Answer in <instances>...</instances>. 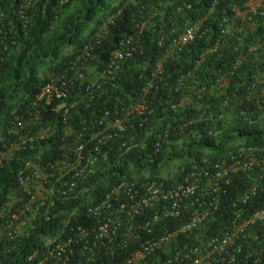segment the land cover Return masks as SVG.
I'll use <instances>...</instances> for the list:
<instances>
[{"label":"trees","instance_id":"trees-1","mask_svg":"<svg viewBox=\"0 0 264 264\" xmlns=\"http://www.w3.org/2000/svg\"><path fill=\"white\" fill-rule=\"evenodd\" d=\"M61 1L40 0L33 11L30 26L24 34L17 33L18 40L14 46V40L11 41L10 53L7 51L5 61L0 62V154L5 151L13 113L25 115L49 75L60 76L66 70V75H71L73 71L70 72L69 68L79 66V60L95 70L93 72L99 71L103 67L101 63L107 60L122 37L137 32L138 12L142 8L149 11L154 6L158 7L151 10L147 19L145 27L149 29L139 31L140 50L135 59L122 65L113 84L97 83L93 73L86 72L74 96L77 104L65 121L41 107L42 118L50 126L51 134L37 146L15 152L10 161L0 162V207L12 193L26 200V194L17 190L15 176L18 170L24 162H36L38 157L41 161L58 159L69 126L74 130L68 138L70 142L82 128L86 129L87 139L96 131L106 134L108 140L111 138L110 142L117 139L108 137L112 131L109 125L114 118L122 117L123 109L140 102L146 95L142 88L158 61L161 62V84L159 79H154L152 92L143 99L152 109L147 125L153 127L145 129V135L140 130L138 146L131 153L123 154L118 161L109 155L110 152L107 153L109 141H106V145L101 147L106 161L99 163L100 166L103 164L99 167L101 172L94 177L98 183L101 178L111 185L129 180L132 170L137 173L149 168L153 170L165 158L164 174L151 175L149 180L175 185L192 172L204 173L211 163H229L241 146L239 143L236 145V141L243 142L244 146H264V95L260 96V83L264 84V55L245 51L255 43L264 45V16L259 15L264 14V6L258 8L257 14L249 21L242 23L236 19L232 21L231 6H241L247 0H217V3L201 0L197 9L177 14L174 11L182 0H158L159 5L153 0H67L65 4ZM182 17L205 18L203 28L207 32L184 48L178 58L166 57L164 52L175 36L171 30ZM223 19H227L229 25ZM235 23L245 30L235 31ZM161 38L165 47L159 44ZM13 50L19 55L14 56ZM239 58H244L246 63L234 68L233 64ZM249 62L255 64H247ZM220 78L225 85L219 88L216 81ZM91 79L95 83L88 93L85 88ZM179 79H184L183 86L178 87ZM198 80L201 82L199 87L203 86L202 98L196 94L193 96L195 101L187 99L189 91L184 87L194 85ZM223 102L227 107L222 106ZM58 104L52 103L51 107ZM105 111L110 115L103 125H98L99 119L95 121V118L101 117ZM137 122L136 116L131 119V123ZM87 143L93 144L94 139L90 137ZM203 158L209 160L206 165L202 164ZM242 179L233 181L231 188L241 190L244 186ZM142 180L138 178V181ZM227 191L231 199L236 194L229 188ZM263 198L264 191L251 200L249 207L261 209ZM226 204H229V198L225 200ZM67 205V201L60 202L57 207L66 209L69 208ZM45 213L41 208L15 247L9 244V259L30 250L43 235H56L58 225L55 222L49 224L50 221L46 223ZM223 215L217 214L213 222L204 226L202 232L205 237L209 233L213 238L222 235L217 231L224 225ZM261 236L260 241L242 242L239 264H253L255 256L261 253L260 264H264V234ZM217 264L226 263L218 261Z\"/></svg>","mask_w":264,"mask_h":264},{"label":"built area","instance_id":"built-area-1","mask_svg":"<svg viewBox=\"0 0 264 264\" xmlns=\"http://www.w3.org/2000/svg\"><path fill=\"white\" fill-rule=\"evenodd\" d=\"M39 1L18 0L16 5H11L0 0V62L5 61L13 36L27 29L32 11ZM66 2L62 0L61 4ZM196 31L195 25L187 26L184 35L173 42L165 56H175L180 51L179 46L189 42ZM135 50L130 41L114 50L94 81L113 84L123 63L133 57ZM160 68L159 63L146 81L143 94L154 88L153 80L160 78ZM69 70L73 73L68 76V70L60 76H49L30 103L26 115H14L0 162L10 161L16 151L33 147L50 136V126L42 118L41 107L68 99L82 85L87 64L83 65L79 60V66ZM94 81L89 80L86 92L91 93ZM76 104L72 101L70 107H66L64 102L50 111L66 120L69 109ZM144 110L146 106L141 103L130 105L122 110V117L114 118L109 125L112 131L108 137L120 138L117 149L107 146V153L116 152V161L138 145L130 130L141 129L143 125L138 117L136 125L130 122L136 114L142 115ZM109 115V111H105L95 121L99 119L97 124L103 125ZM72 134L74 130L69 126L58 159L41 161L38 157L36 163L28 161L18 170L17 190L26 194V200L12 193L0 207V264H217L218 261L239 264L242 242L259 240L256 230L250 232L249 229L264 221V208L248 216H244L243 209L235 211L230 218V227L223 226L219 238L210 237L204 241L201 235L192 236L190 233L199 230V225L217 210L220 199L231 184L227 176L239 168L249 169L251 164L237 163L226 168L217 164L211 171L201 174L195 171L179 184L169 186L158 181L137 185L133 178L132 181L119 182L95 200V196L88 193L104 184L95 181L94 184L89 179L101 172L98 170L101 167L99 163L106 161L101 147L111 138L108 140L106 134L96 131L90 134L94 143L88 144L90 137L85 138V128L70 142L68 138ZM263 165L264 161L257 163L260 169ZM135 172L131 171L132 177ZM101 189L100 192H103L107 186ZM256 193L254 182L245 191L236 194L232 205L240 207L248 204ZM70 198L75 201L74 207L70 214L59 219L63 224L59 235L41 237L40 242L30 250L17 253L12 259L7 257L9 244L15 247L14 244L23 236L27 226L32 225L41 208L46 211L45 222H49L59 218L51 211L55 204ZM185 219L188 223L184 224V221L181 226ZM169 220L173 223L167 224ZM174 221L180 223L176 228ZM187 235L188 238L183 241V236ZM253 264L260 263L255 259Z\"/></svg>","mask_w":264,"mask_h":264},{"label":"clouds","instance_id":"clouds-1","mask_svg":"<svg viewBox=\"0 0 264 264\" xmlns=\"http://www.w3.org/2000/svg\"><path fill=\"white\" fill-rule=\"evenodd\" d=\"M5 1V3L6 4H13V5H16L17 3H18V0H11V1H8V0H4ZM40 2V1H39ZM153 2H154V4H156V5H159V2H158V0H153ZM200 2H201V0H182L181 1V3L177 6V8L175 9V11H174V13L175 14H177L178 12L180 13H189V12H191V11H193V10H195V9H197L198 7H199V5H200ZM213 3H217V0H213ZM39 4V3H38ZM37 4V5H38ZM264 6V0H247V1H245L243 4H241V6L240 5H237V4H233L232 6H231V12H232V14H233V19H232V21H234L235 19L239 22H242V23H245V22H247V21H249V19H250V17L251 16H255L256 14H257V9L258 8H261V7H263ZM157 7L158 6H154V7H152L149 11H147L146 9H144V8H142L139 12H138V15H139V17H140V22L139 23H136L135 25H136V30H137V32H133L132 34H129V35H126V36H124V37H122V39L120 40V42L118 43V45L114 48V49H112L111 51H110V53L108 54V57H107V60L105 61V62H102L101 63V66H103L99 71H97V72H93V71H95V70H91L89 67H88V65H87V70H86V72H88V73H93V77L94 78H98L99 77V72H101L104 68H105V66H106V64H107V62H108V60H109V57H110V54L114 51V50H116V49H118L120 46H122V45H125L126 46V42L127 41H130V43H131V46H133L134 45V47H136V50H135V52H134V54H133V57L130 59V60H128V61H133L134 59H135V55L139 52V50H140V41H139V31H141L142 29H149V28H147V27H145V25L147 24V22H148V18H149V15H150V12H151V10L152 9H154V10H157ZM36 8V7H35ZM34 8V9H35ZM34 9H33V11H34ZM33 11H32V14H31V18H30V21H29V24H28V26L27 27H29L30 26V24H31V22H32V17H33ZM153 14V16L155 17V13H152ZM260 15V17H263L264 16V14H259ZM5 17H6V14H5ZM204 20H205V18H201V19H198V18H192V17H182V19H181V21H180V23H178L177 22V24H174V29H172L171 30V34H173V35H175V36H173L172 38H171V40H170V43H169V46H168V48L165 50V52H164V55L166 54V51H170V47H171V45L173 44V42L174 41H177L180 37H182L183 35H184V33H185V30H186V27L187 26H192V25H195L196 27H197V31L195 32V34H194V36H193V38L189 41V42H187L186 44H184V45H182V46H179V49H180V51H178V53L175 55V56H173V58L174 57H176V58H178L179 57V55H180V53L183 51V49L184 48H186V47H188L190 44H192L195 40H197V39H200L203 35H204V33H206L207 32V30L205 29V28H203V26H204ZM223 22L226 24V25H229V21L227 20V19H223ZM236 24V26H235V31H238V32H241V31H243V30H245L244 29V27H242V26H238V24L237 23H235ZM229 27V26H228ZM248 29L250 30V31H252V27L250 28L249 26H248ZM27 30V29H26ZM25 30V31H26ZM25 31L24 32H20V33H22V34H24L25 33ZM18 33V32H17ZM17 33L13 36V40H14V43H13V46H14V44L16 43V41L18 40L17 39ZM12 40V41H13ZM159 44L160 45H162V46H164L165 47V44H163V38H161L160 39V41H159ZM214 49H215V47H214ZM213 49V50H214ZM176 50H178V49H174V51H176ZM246 50H248V52L249 53H261V54H263L264 55V45L263 44H261V43H255V44H253V45H251V46H248L246 49H245V51ZM9 53H10V48H9ZM13 54H14V56H16V55H19V53H18V51H15L14 52V50H13ZM128 61H125V62H128ZM124 62V63H125ZM123 63V64H124ZM160 63V67H161V62L160 61H158L157 62V64H156V67H155V70H153L152 72H155L156 71V69H157V65ZM246 63V60L244 59V58H239V59H237L235 62H234V64H233V66H234V68H238V67H240V66H242V65H244ZM247 64H250V65H254L255 64V62H249V63H247ZM199 64H198V62H196V66H198ZM261 69V68H260ZM160 71H161V68H160ZM85 72V73H86ZM151 72V73H152ZM119 73V72H118ZM117 73V74H118ZM117 74H116V76H117ZM54 74H51V75H49V76H53ZM151 75V74H150ZM161 75H162V71H161V74H160V78H159V80H160V84H161ZM48 76V77H49ZM87 76V75H86ZM48 77H47V80H45V82L43 83V85L48 81ZM84 79H85V75H84ZM83 79V80H84ZM210 80V79H209ZM208 80V81H209ZM177 83H178V87H180V86H183V84H184V79H179V80H177ZM216 83L218 84V87L220 88V87H222L223 85H225V82L224 81H222V79L220 78V79H218L217 81H216ZM201 84V82L199 83V80L194 84V85H190V86H187V87H184L187 91H189V93H187L186 94V96H187V99H192V100H194L193 99V96L195 95L196 96V94L198 95V97L201 99L202 98V96H201V93H202V87H199V85ZM194 87H198V89L196 88V90L193 92V88ZM260 96H261V94H263L264 95V84L263 85H261V83H260ZM145 88V85L143 86V88H142V90ZM252 88H254V86H252ZM77 89L78 88H76V90L71 94V96L68 98V99H66L64 102L66 103V107H70V104H71V102L72 101H75L74 100V96H76L77 95ZM150 92H152V90H149V93H147L145 96H147V95H150ZM210 93V92H209ZM145 96H143L142 97V100L140 101V102H138V103H136V104H132V105H137V104H139V103H141L144 107L146 106V111L144 110L143 111V114L142 115H137L136 114V117H138L139 119H140V122L142 123V125H143V127L141 128V129H137V128H135V129H133V130H130V131H132V133H133V136H135V142H137L138 143V141H139V138L141 137V135H139V131L140 130H143L144 131V135H145V129H148V130H151V128L153 127V125H151V124H149V126L147 125L148 124V122H147V120L149 119V117L152 115V109H151V107H149L148 105H146L144 102H143V99L145 98ZM195 101V100H194ZM63 101H61V102H53V103H59L58 105H60V104H62V103H64ZM257 104H259V100H257ZM57 105V106H58ZM57 106H55V107H57ZM222 106H225V107H227V105H226V103L225 102H223L222 103ZM51 108H53V107H51V105H49L48 107H45V110H49L50 111V109ZM72 109H74V108H71V109H69V112H70V110H72ZM26 111H27V109H26ZM51 112V111H50ZM51 113H53V112H51ZM19 114V112H14L13 113V117H14V115H18ZM53 114H55V113H53ZM69 114V113H68ZM21 115V114H20ZM25 115H26V112H25ZM24 115V116H25ZM42 115V114H41ZM56 115V114H55ZM68 117V116H67ZM13 119V118H12ZM43 120H44V118H43ZM12 121V120H11ZM65 121V120H64ZM139 121V120H138ZM44 122H45V120H44ZM47 123V122H46ZM131 123V122H130ZM138 123V122H137ZM11 124V123H10ZM131 124H133V123H131ZM133 125H136V124H133ZM10 127L11 126H9V128H8V130L10 129ZM129 130V129H128ZM8 132V131H7ZM138 137V138H137ZM115 138V137H114ZM120 138H117V139H115V140H113L112 142H110L109 141V143H108V145H110V146H112L113 148H116L117 149V141L119 140ZM237 143H235L236 145L239 143V145H241L240 147H239V150H238V153H237V156H233V157H231L230 159H229V163H225V161H222V162H215V163H211V165H210V167H208L207 168V170H209V171H211V170H213L214 168H215V165H217V164H219V165H221V166H223V167H229V165H235V164H240V165H242V164H251V166H250V168L249 169H246V170H243V169H241V168H239L235 173H232V174H229L228 176H227V179H229L230 178V180H231V184H232V182L233 181H235V180H237V179H240V178H242L243 177V188L241 189V190H233L232 188H231V184H230V186L228 185L227 186V189L229 188V189H231L232 191H234L236 194H239L241 191L243 192V191H245L247 188H249L250 187V185H252L254 182H255V184L257 185V193H256V195L258 194V193H261V192H263L264 191V165H263V168L262 169H260V168H258L257 167V163L258 162H260V161H264V146H261V147H258V146H252V145H249V146H244V144H243V142H239V141H236ZM35 146H37V144L35 145ZM138 146V145H137ZM34 147V146H33ZM5 148V147H4ZM30 148H32V147H30ZM22 149H24V148H22ZM22 149H20V150H22ZM134 149V148H133ZM132 149V150H133ZM19 150V151H20ZM132 150H130V152L129 153H131L132 152ZM5 152V151H4ZM3 152V153H4ZM16 152H18V151H16ZM2 154V153H1ZM14 155V154H13ZM109 155H112V157L114 158V160H115V155H116V152H114V151H110V153H109ZM40 158V157H39ZM41 159V158H40ZM28 161H30V160H28ZM28 161H26V162H28ZM38 161V158L36 159V162ZM208 161L209 160H207V159H205V158H203L202 159V164L203 165H206L207 163H208ZM26 162H24V165H25V163ZM36 162H32V163H36ZM161 162H162V164L161 163H158V165L153 169V170H151L150 168L149 169H146V170H142L141 172H139V173H137V172H135V176L134 177H131V179H129V180H120V181H117V182H115V183H113L112 185L109 183V182H107V180L106 179H104V178H101V183L102 184H104L105 186H107V189L105 190V191H103V192H100L102 189L101 188H104V187H99V189L97 188V187H95L93 190H91L89 193H88V195L89 196H91V195H94L95 197V200H97L98 198H100V197H102L103 195H105L108 191H110V189L115 185H118V183L119 182H122V181H132L133 180V178H135V180H136V184L137 185H142V184H148L149 182H155L154 180H149V177L151 176V175H153V176H159V175H162V174H164V172H163V170H162V168H163V165L165 166V158H163V159H161ZM103 165V164H102ZM101 165V166H102ZM24 167V166H23ZM22 167V168H23ZM99 170H101V169H99ZM206 170V171H207ZM197 172V174H201L202 172H199V171H196ZM193 173V172H192ZM98 174H100V172H98L96 175H94V177L95 176H97ZM191 174V173H190ZM189 175H187L185 178H187ZM94 177H91L90 179H89V181L91 182V183H94L95 184V182H97L96 180H95V178ZM138 178H143V180L142 181H138ZM146 179H148V180H146ZM15 181H16V176H15ZM95 181V182H94ZM158 182H160V181H158ZM98 183V182H97ZM94 190H98L97 191V193H92ZM96 192V191H95ZM227 190L225 191V195H223L222 196V198L220 199V202L218 203V206H217V210L213 213V218L212 219H210L212 216H210L208 219H206L205 221H203L199 226H200V229L199 230H194L193 232H190L191 234H192V236H194V235H201L202 236V238L204 239V241H206L207 239H209L210 237H212V233H209V235L207 236V237H205V235L206 234H204L203 232H202V230H204L205 229V227L204 226H206L208 223H210V222H213L214 220H215V218H216V215L217 214H219V213H224V215H223V218H225V220L223 221V226H228L229 225V227H230V224H229V222L231 221L230 220V218H231V216L233 215V213L235 212V211H238V210H241V209H243V212H244V216H248L251 212H253V211H257V210H253V208L251 209V207H249V204H250V202H251V200L252 199H254L255 197H256V195L254 196V197H252V199L250 200V202L248 203V204H245V205H242V206H236V207H234L233 205H232V202H233V200H235L234 198L236 197V194L235 195H233V198L231 199V196H227ZM229 192H231V191H229ZM230 194V193H229ZM227 196V197H226ZM227 198H229V204H226L225 205V200L227 199ZM65 201H67V203H68V205H67V207H69V208H61V207H57V204L58 203H60V202H65ZM60 202H57L56 204H55V206H54V209H52L51 211H52V213H55L56 215H57V217H59V218H56V219H51L50 220V222H49V224L50 223H52V224H54V222L55 223H57V225H58V230H57V233H56V235H59L58 234V231H60V229H62L63 228V224H62V222L61 221H59V219H61L62 217H66V215L67 214H70V212L73 210V207H74V203H75V201H72L71 200V198H70V200H64V201H60ZM262 208H264V198L262 199ZM261 208V209H262ZM67 209H70V210H67ZM258 210H260V209H258ZM51 211H50V216L52 215L51 214ZM184 221H185V223H184ZM46 223H48V222H46ZM170 223H173L172 221H167V224H170ZM187 224L188 223V219L186 220H183L182 222H181V226H182V224ZM174 226H175V228L176 227H178L179 225H180V223H178V222H176V221H174V224H173ZM222 226V227H223ZM221 227V228H222ZM221 228L217 231V232H219V231H221ZM253 230H256V234L257 235H259V240H257V241H260V237H262L261 235H263L264 234V221H261V222H259V223H257V224H255V225H253L250 229H249V231L250 232H252ZM56 232V231H55ZM222 232V231H221ZM55 235H43L42 237H45V238H52V237H54ZM188 238V235L187 236H183V241H185L186 239ZM254 241H256V239L254 240ZM262 255V253L261 254H259L258 256H255V258H254V255H253V258H254V260L256 259V260H258L259 261V263H260V256ZM257 257V258H256Z\"/></svg>","mask_w":264,"mask_h":264}]
</instances>
